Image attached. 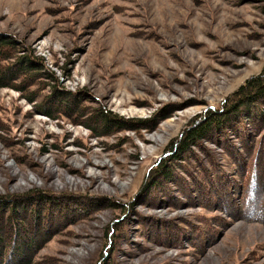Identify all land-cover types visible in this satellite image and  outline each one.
<instances>
[{"label":"rangeland","instance_id":"1","mask_svg":"<svg viewBox=\"0 0 264 264\" xmlns=\"http://www.w3.org/2000/svg\"><path fill=\"white\" fill-rule=\"evenodd\" d=\"M0 33L31 68L0 86V195L20 202L0 205V225L14 264H264V224L231 211L244 184L229 185L233 162L263 166L264 148L215 128L178 155L202 173L182 174L173 156L170 176L148 181L191 117L264 69V0H0ZM249 108L262 119L228 126L253 141L264 100ZM208 150L219 163L206 165Z\"/></svg>","mask_w":264,"mask_h":264},{"label":"trees","instance_id":"2","mask_svg":"<svg viewBox=\"0 0 264 264\" xmlns=\"http://www.w3.org/2000/svg\"><path fill=\"white\" fill-rule=\"evenodd\" d=\"M18 44L19 43L15 39H13L10 35L0 33V86L1 87L10 86L8 85L10 80H15L17 78H20L21 76L24 77V75H27V72L31 69L30 66L28 65L30 62L21 60L22 57H20L21 59L20 58L18 59L13 56L15 54V51L17 48L16 46ZM258 99L264 100V69H262V71L259 74L251 78H248L246 81H244L243 84H241L229 97H227L225 100H223L220 103L219 107H215V106L208 107L201 113H198L195 116L191 117L189 121L187 122L186 127L181 130L178 136L172 138L164 146L162 156L159 159H157L154 162V164L149 168L150 177L148 178V181L152 179L151 177L153 175L154 176L156 175L157 177H160V178L161 177L167 178L168 176H170L171 170H170V166H168L169 165L168 161L172 163L174 158H170V157H173V156L177 157L178 159L180 158L182 160L181 163L174 164L175 166H177V171L182 172V174L184 172L185 175L186 173H188L187 176H190L189 174L194 170H197L198 173H202L204 170L202 168L203 165L199 164L196 158V155H195V160L198 163L194 159H191L192 163H189L188 160L185 159L186 155L183 156L182 158L180 156L178 157V155H180V152H184L185 150H187V148L190 145H194L195 142L197 144L198 141L202 139L203 140L206 139L208 132L215 128L217 130V129L226 127V129H228V132L226 131L228 134L231 133L234 136L236 135L235 136L236 139L243 138V140L247 143L249 148H251L250 147L251 144L255 142L254 150L256 149L255 151H262V149L264 148V133L262 131L259 133L258 137H257V133H258L257 131V133L254 135L256 137L252 141L253 137L251 135H253L252 134L253 130L252 132H250V134L248 133V131H244L243 133L241 132L242 134H239L238 132L232 131L234 129L231 130V128H233V125H231V127L228 126L230 123L238 124L236 121L240 119L239 118L240 116L248 117V115H250L253 112V110L250 109L249 107L254 102H256ZM244 108H247V110L243 112ZM46 114L50 117L54 115L50 112H47ZM252 118H253L252 120L253 122L256 121V119L258 118L262 119V117H259L258 115L254 114V112H253ZM253 125L255 126L254 123ZM227 140L229 139H226L224 142H222L221 146L225 144L224 145L225 147L223 146L222 149L223 150L225 149L226 152L228 153L226 154V157H231L232 156L231 154H234V148H233V145L230 144L232 143L231 140H230V143L227 142ZM239 148H240V151L247 152L246 150L247 147L240 146ZM218 151L219 150H216V152H213L211 150L209 152L208 150V153H207L208 159H205V163L207 166L212 165L215 161L219 163V161L213 157L214 155H216L217 157V155L220 154L218 153ZM176 152L177 154H175ZM231 160H232V157H231ZM260 161H258L257 158H255L254 160L251 161L250 164H247L245 169L242 170L243 162L239 163L240 166L238 168V166L236 165V162H233L232 160L233 164L235 165L237 178L236 179L234 178L233 180L232 179L233 177L230 176L231 181L229 185H231L234 191H236L235 189L236 185L235 183H233L234 181H239L240 179H242V181H240V186H238V190H240L239 187H241V182H243L244 184V187L243 188L241 187L242 193L239 195V192H238L236 196L234 197L232 196L233 198H238L239 203L236 204L237 208H232L231 211L233 212V209H237L236 212H239V213H244L245 211H248L249 213L248 215H246V217L244 214H242L245 217L244 220L253 221V219H250V218H252V216L254 215L255 219L260 217L261 221L259 220L258 222L264 224V189L262 190L263 184L262 182H260V181H263L264 179V172H262V170H264V165L259 166ZM184 164L185 166L186 165L189 166L191 171L190 169L184 170L180 167V166H183ZM216 171L218 172V170ZM222 174L224 176V172H222ZM218 175L222 178L224 182V178L226 177L221 176L220 173ZM183 185H185V183H183ZM208 187H209L208 185H206V187L205 186L200 187V189L198 190L199 193L200 192L202 193L205 190L211 191L212 189ZM229 188L230 187H227V189ZM184 189H187V188H184ZM218 189L219 188L215 186V191H217V193L220 194V197H224L218 191ZM23 195L24 194L20 195V197H22ZM212 196L213 197L211 198L210 202H213V205L215 204L216 206V204H218V200L221 198L216 200L215 199L216 197L213 194ZM15 198H18V196L15 194L12 196L7 195V194H1L0 195V205L3 204L5 201H8L10 206L19 204L20 202L18 203L12 202ZM195 200H199V198L196 197L194 198V200L192 199L190 202L192 203ZM234 202H236V200ZM6 207H8L9 209L12 208V207L10 208L9 206H6ZM6 207H3V208H6ZM260 209H263V210L261 211ZM0 216H2V214ZM237 218H240V217L238 216ZM1 220H3V218L0 217V222ZM2 229H3L2 225H0V264H8L9 262L10 264H14L16 262V261L14 262L16 258H14L13 253L9 252V250L7 252V250L5 249L6 246H8V244L10 243H8L9 238L7 237V235L2 233L3 232ZM30 243L32 244V242ZM31 244L25 243L24 247L28 248V246H31ZM27 250L29 251V248Z\"/></svg>","mask_w":264,"mask_h":264}]
</instances>
